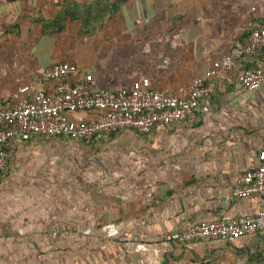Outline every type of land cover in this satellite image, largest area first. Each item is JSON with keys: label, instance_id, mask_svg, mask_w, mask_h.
Returning <instances> with one entry per match:
<instances>
[{"label": "crops", "instance_id": "obj_1", "mask_svg": "<svg viewBox=\"0 0 264 264\" xmlns=\"http://www.w3.org/2000/svg\"><path fill=\"white\" fill-rule=\"evenodd\" d=\"M63 2L0 0V102L59 62L77 64L74 80L97 89L147 77L180 92L264 28V0H133L96 35L83 36L73 22L44 36L42 22ZM261 61L243 58L212 79L210 112L200 122L160 125L145 136L125 129L100 142H11L0 177V264H264V234L231 244L171 238L259 212L260 197L232 193L264 153V88L246 91L238 82ZM70 160L79 170H65Z\"/></svg>", "mask_w": 264, "mask_h": 264}, {"label": "built area", "instance_id": "obj_2", "mask_svg": "<svg viewBox=\"0 0 264 264\" xmlns=\"http://www.w3.org/2000/svg\"><path fill=\"white\" fill-rule=\"evenodd\" d=\"M246 57L264 58V28L253 29L246 41L237 40L226 56L180 92L155 87L147 77L114 91L97 89L92 81L74 80L77 64L56 63L32 83L18 87L10 99L0 102V177L7 169L6 147L13 141L22 143L42 137L100 142L125 129L148 135L160 125L200 122L210 112L209 82L221 72L232 71ZM238 82L246 91L264 88V59L255 68L242 72ZM44 83H53V90L40 89ZM74 114L90 118L74 119ZM259 160V167L244 173L232 193L236 199L260 197L262 204L257 214L195 224L173 234L172 240L180 245L231 244L264 233V153ZM107 235L116 236L117 229H108ZM137 248L146 250L144 245Z\"/></svg>", "mask_w": 264, "mask_h": 264}, {"label": "trees", "instance_id": "obj_3", "mask_svg": "<svg viewBox=\"0 0 264 264\" xmlns=\"http://www.w3.org/2000/svg\"><path fill=\"white\" fill-rule=\"evenodd\" d=\"M5 1L8 3H15L29 2L32 0ZM131 1L133 0H64L63 9L54 20L42 22L43 35L51 36L54 34L63 33L67 30L68 25L73 22H79L81 24V33L83 36L86 37L96 35L109 27L115 17L118 16L122 12L123 8ZM79 2H84V6L81 5L80 7L78 4ZM250 33L245 39L240 40L246 41L249 38ZM263 59L264 58L261 57V60ZM117 133L118 132L113 133L112 135ZM112 135H110L107 139H109ZM7 148L8 147H6V151Z\"/></svg>", "mask_w": 264, "mask_h": 264}, {"label": "rangeland", "instance_id": "obj_4", "mask_svg": "<svg viewBox=\"0 0 264 264\" xmlns=\"http://www.w3.org/2000/svg\"><path fill=\"white\" fill-rule=\"evenodd\" d=\"M79 4V6L81 7V5H83L84 6V2H79L78 3ZM117 17V16H116ZM115 17V18H116ZM123 25H125L124 24V22H123V20H122V23H121V21L120 22H116L115 24H114V27H118V28H120L121 26H123ZM73 152L74 151H76V150H72ZM65 153H67V152H65ZM68 162V161H67ZM58 166H61L60 164L58 165ZM65 170H79V168L78 169H76V166H75V164H74V162H73V160H70V162L69 163H66L65 164Z\"/></svg>", "mask_w": 264, "mask_h": 264}]
</instances>
